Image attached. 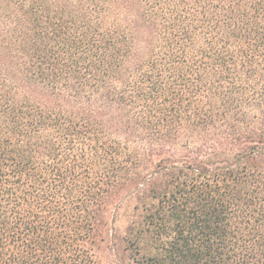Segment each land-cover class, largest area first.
I'll return each instance as SVG.
<instances>
[{"label": "trees", "instance_id": "obj_1", "mask_svg": "<svg viewBox=\"0 0 264 264\" xmlns=\"http://www.w3.org/2000/svg\"><path fill=\"white\" fill-rule=\"evenodd\" d=\"M102 256L264 264V0H0V264Z\"/></svg>", "mask_w": 264, "mask_h": 264}, {"label": "rangeland", "instance_id": "obj_2", "mask_svg": "<svg viewBox=\"0 0 264 264\" xmlns=\"http://www.w3.org/2000/svg\"><path fill=\"white\" fill-rule=\"evenodd\" d=\"M131 201V200H130ZM129 202L124 203L122 206L123 208H121L116 215V222H115V229L117 234H124L125 228L127 227V225L130 224L132 218H133V211L130 210V208L128 207ZM118 261L114 259V257L112 256L111 258H107L105 256H102L100 258V264H109V263H113V264H118ZM129 264H134L131 260L129 261Z\"/></svg>", "mask_w": 264, "mask_h": 264}]
</instances>
